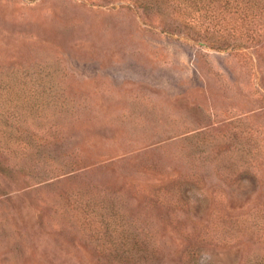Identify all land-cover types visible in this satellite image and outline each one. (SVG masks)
<instances>
[{"label": "rangeland", "instance_id": "rangeland-1", "mask_svg": "<svg viewBox=\"0 0 264 264\" xmlns=\"http://www.w3.org/2000/svg\"><path fill=\"white\" fill-rule=\"evenodd\" d=\"M223 16L0 0V264H264V0Z\"/></svg>", "mask_w": 264, "mask_h": 264}, {"label": "trees", "instance_id": "trees-1", "mask_svg": "<svg viewBox=\"0 0 264 264\" xmlns=\"http://www.w3.org/2000/svg\"><path fill=\"white\" fill-rule=\"evenodd\" d=\"M146 10H151L161 15H170L175 19L181 20L179 24H167L165 30L168 31L169 27H183L187 34L190 29L195 31L204 25L205 33L196 34L197 36H203V41L209 43H231L232 41L238 39L234 31L235 29H242V26L230 25L223 27L227 30V33L213 31L214 34H218L217 38L207 34L208 30L212 29L211 25H215L213 21L216 19V14L213 13L214 10L220 9V17L216 19L217 21L225 20V13L227 14H237L238 17L243 18V0H135ZM197 13V14H196ZM216 21V22H217Z\"/></svg>", "mask_w": 264, "mask_h": 264}]
</instances>
